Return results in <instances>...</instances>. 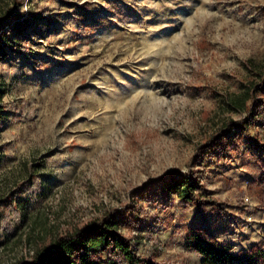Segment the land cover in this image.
<instances>
[{
    "label": "rangeland",
    "instance_id": "374dc122",
    "mask_svg": "<svg viewBox=\"0 0 264 264\" xmlns=\"http://www.w3.org/2000/svg\"><path fill=\"white\" fill-rule=\"evenodd\" d=\"M8 13L0 264L127 207L145 219L121 232L158 264H201L194 230L235 254L264 242V121L199 151L245 116L234 99L264 72V0H0ZM197 170L217 204L184 203L158 181Z\"/></svg>",
    "mask_w": 264,
    "mask_h": 264
},
{
    "label": "trees",
    "instance_id": "16d2710c",
    "mask_svg": "<svg viewBox=\"0 0 264 264\" xmlns=\"http://www.w3.org/2000/svg\"><path fill=\"white\" fill-rule=\"evenodd\" d=\"M23 26L34 25L29 16L18 14ZM27 18V19H26ZM15 18L12 14L0 16V48L16 44L9 40L14 30ZM264 72L254 74L252 80L245 84L243 93L234 99L245 116L239 120L226 122L223 128L209 138L199 151H214L221 146L236 145V130L248 133L250 127L264 121V100L259 93L264 89ZM5 84L0 81V100L6 93ZM5 117L4 107L0 105V120ZM258 147L264 150V142L255 140ZM205 170L191 171L188 174L169 172L160 178L159 183L169 194H176L184 203H200L209 200L201 191L206 177ZM259 187L264 190V169ZM149 190H146V193ZM217 204L215 200H209ZM145 211L136 207H127L77 226L73 231L60 235L53 241L43 244L31 259L21 258L13 264H158L142 257L138 253V242L123 234L121 221L134 228L143 221ZM189 247L203 255L201 264H264V242L247 252L235 254L226 245H220L206 230H194L188 237Z\"/></svg>",
    "mask_w": 264,
    "mask_h": 264
}]
</instances>
